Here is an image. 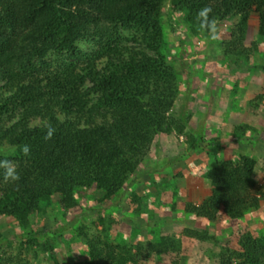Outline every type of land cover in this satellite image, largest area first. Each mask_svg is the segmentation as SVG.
Segmentation results:
<instances>
[{
    "label": "trees",
    "instance_id": "16d2710c",
    "mask_svg": "<svg viewBox=\"0 0 264 264\" xmlns=\"http://www.w3.org/2000/svg\"><path fill=\"white\" fill-rule=\"evenodd\" d=\"M165 2L0 0V77H5V87L10 91L1 100L0 111L8 105L21 107L19 119L2 131L15 148L20 180L8 183L1 177L0 214L13 216L25 225L29 216L41 209V201L53 193L73 202V185L94 184L103 190L105 198L112 196L145 156L154 136L167 129V113L178 86L172 67L159 53L161 9ZM205 6L213 9L214 23L219 18H239L236 35L227 43L226 53L240 55L245 51L241 43L252 9L258 13L260 25L264 24V0L176 3L177 9L185 10L193 30L208 32L200 28L196 19V13ZM122 29L132 30L133 40L142 46H121ZM85 38L96 40L98 47L78 70L74 64L66 63L62 72L35 74L40 70L33 61L43 59L49 51L62 53L69 60L82 57L84 52L76 42ZM98 59L104 60L100 68L95 66ZM16 66L18 71L13 69ZM86 82L90 85L82 90ZM91 94L96 95V101L87 109V125L78 126L68 117L83 116ZM57 110L64 120L58 117ZM96 116L102 120L96 121ZM35 117L43 124L30 125L29 119ZM47 125L56 129L49 140L45 139ZM175 126L178 132L184 131L183 113ZM188 136L193 149L221 147L217 140L206 139L201 129ZM24 145L30 148L27 156L22 152ZM254 163V159L243 157L238 165H216L209 179L211 193L199 205L187 204L186 210L213 220L220 210L237 219L243 217L245 210L258 207V199L244 190V186L253 184ZM89 244L86 264H127L132 259L126 245L105 241L101 248ZM165 245L162 239L151 248L160 252ZM240 245L238 251L224 250L220 264H264V234H245Z\"/></svg>",
    "mask_w": 264,
    "mask_h": 264
},
{
    "label": "rangeland",
    "instance_id": "374dc122",
    "mask_svg": "<svg viewBox=\"0 0 264 264\" xmlns=\"http://www.w3.org/2000/svg\"><path fill=\"white\" fill-rule=\"evenodd\" d=\"M177 1L166 0L161 9L159 53L172 67L178 86L167 113V129L154 136L145 156L112 196L105 198L94 184L73 185V202L53 193L41 201V209L25 225L0 214V264H86L89 243L103 248L105 241L127 246L132 256L127 264H220L224 250H241V236L264 234V24L260 25L258 13L252 9L242 37L245 51L226 53L239 18L215 21L218 39L213 40L209 32L192 29L185 10L176 8ZM133 36L132 30L122 29L120 45L142 46ZM76 44L84 52L82 57L69 60L49 51L43 59L33 61L40 70L35 74L62 72L66 63L78 70L98 47L92 38ZM103 64V59L95 60L96 67ZM13 69L19 70L17 66ZM5 81L0 77V102L10 95ZM89 85L86 82L82 90ZM87 99L83 116L68 117L78 126L87 125V109L96 95ZM20 113L21 107L12 105L0 111V160H10L16 167L15 148L2 131ZM56 113L65 119L61 112ZM182 113L186 126L178 132L175 125ZM94 119L102 120L101 116ZM28 122L43 124L39 117ZM197 129L221 147L193 149L188 135ZM243 157L255 161L253 184H246L244 190L258 199V207L245 210L237 219L221 210L213 220L186 210L187 204L199 205L211 193L209 179L216 165H238ZM169 222L180 226L160 229ZM162 239L165 250L154 252L151 246Z\"/></svg>",
    "mask_w": 264,
    "mask_h": 264
},
{
    "label": "clouds",
    "instance_id": "9594fccd",
    "mask_svg": "<svg viewBox=\"0 0 264 264\" xmlns=\"http://www.w3.org/2000/svg\"><path fill=\"white\" fill-rule=\"evenodd\" d=\"M213 9L209 6L201 8L196 13V19L199 21L200 28L202 30H207L211 34L213 40L218 39L217 29L215 27L213 19H211V14ZM56 129L47 125V134L45 136L46 140H49L53 137ZM22 152L24 155L30 153V148L28 145L22 147ZM0 177H2L4 182L15 183L20 180V174L17 171L15 164L7 159L0 160Z\"/></svg>",
    "mask_w": 264,
    "mask_h": 264
},
{
    "label": "crops",
    "instance_id": "0c3cea01",
    "mask_svg": "<svg viewBox=\"0 0 264 264\" xmlns=\"http://www.w3.org/2000/svg\"><path fill=\"white\" fill-rule=\"evenodd\" d=\"M177 221V220H176ZM185 221H188V220H185ZM180 225H179V223H176V222H169L167 225H166V227H160V229L161 228H163V229H165V228H167L168 230H170V228H168V227H171V228H178ZM175 231H177V230H175ZM177 236H178V234H177ZM181 243H182V245L185 243V241H182L181 240ZM183 248V247H182Z\"/></svg>",
    "mask_w": 264,
    "mask_h": 264
}]
</instances>
